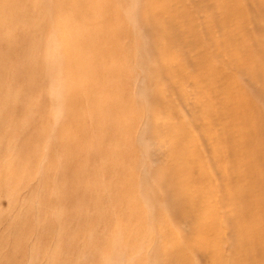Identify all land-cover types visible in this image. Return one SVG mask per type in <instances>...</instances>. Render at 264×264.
Listing matches in <instances>:
<instances>
[{"label": "bare ground", "instance_id": "1", "mask_svg": "<svg viewBox=\"0 0 264 264\" xmlns=\"http://www.w3.org/2000/svg\"><path fill=\"white\" fill-rule=\"evenodd\" d=\"M19 1L0 0V27L7 23L8 16L13 14L9 10ZM22 1L34 7L40 2L42 7L39 8L42 10L47 7L48 2L50 3V0ZM203 1H210L213 9L206 5L195 6L194 14H188L180 0L173 2L150 0L146 4L150 8V14L153 13L152 21L158 28L153 35H156V39L160 36L158 45L160 73L167 75V78L177 77L180 80V86L174 91V99L178 101V105L169 107L166 116L159 119H163L165 124H170L172 121L169 114L187 103L195 114L194 123L191 122L193 137L188 135L186 128L180 130V136L168 134L163 129L164 126H160L162 128L160 129L155 117H152L157 129H151V124L142 127L141 135H146L149 141L141 139L140 150L136 147L137 137L133 133V124L139 118H143V114L135 105H131L134 100H125L129 92L125 91L119 80H115L112 75L107 77L88 74V70L93 68L96 73L99 71L102 73L104 70L110 74L120 72L124 77L123 70L129 65L127 46L118 39L124 27L117 22L119 12L114 6L116 0L52 1L54 6L51 8L58 15L55 26L58 31L59 56L55 65L57 68L61 66L63 70V79L57 84L62 80L58 86L60 95L64 94L62 102L65 103L67 112L66 121L57 129L61 142H67L71 146L65 155V167L62 170H65L64 175L66 170L77 174L76 176L80 177L82 182L86 180L85 183L91 185L93 190L87 197L91 201L87 203L88 211L83 214L78 228L68 234L66 237L68 239L65 238L67 243L54 240L51 231L43 240L42 244L45 245L48 239H53L47 248V264L63 262L60 257L73 248L76 244L72 243L77 240L81 241L77 244L83 249L81 252L94 253L92 264L106 262L108 260L106 257L110 253L113 258L109 264L112 261L119 262V256L125 254L131 259L132 254L137 257L140 255L138 264L151 262L165 264L170 259L175 260L176 264H181L185 256L179 253L188 247L201 251L215 264H224L222 253L219 250L212 251L208 242L209 231L222 227L217 221L222 220L225 224L223 217L225 220L227 217H233L238 226L233 235L234 244L239 250L229 264H264V250L259 252L257 259L253 260L250 257L256 250L252 244L260 238L264 239V4H259L255 20L248 22L250 30L253 28L260 30L256 34L258 38L254 40L257 57L251 59V63L254 65L255 60H259L261 64L252 69L250 64L244 66L239 62V55L233 52V48L227 51L228 56L220 54V41L200 32L199 28L223 11H238L237 0ZM122 3L124 8L130 9V0H122ZM82 6L86 7V11L82 12L79 9ZM205 9L208 11V20L207 22L203 20L198 25L195 12L204 13ZM239 12L250 18L245 9ZM32 26H34L32 35L44 34L40 22L35 21ZM224 26L228 29L227 24ZM36 46L34 44L32 47ZM200 46H206V53L200 52ZM227 59L232 61L230 69L239 76L244 75L245 86L231 74L215 75V63L217 61L223 63ZM102 65L103 68H100ZM41 73L46 78L47 73L44 71ZM208 73L212 74L210 80L206 78ZM221 76H224L227 82L223 90L218 86ZM173 84L176 86L175 81ZM239 90L249 95L248 104L242 103L238 96ZM231 91L233 96L230 94ZM186 94L189 99L185 98ZM252 95L259 97L263 106L261 110ZM48 112L50 111L45 107L44 116H47ZM195 131L198 133L197 136ZM160 137L170 140L166 147L157 145L156 139ZM245 137H248L249 141ZM89 142V146L84 149V145ZM32 145L33 143L27 152L36 157L37 152L30 151ZM76 145H80L81 148ZM95 154L99 155L101 162L97 166L89 163ZM124 156L128 157V160H125ZM206 156L208 160L203 161ZM138 158L143 161L146 171L157 176L156 189H164V196L160 197L153 191L154 188L149 187L146 172L142 175L145 177L138 178L137 181L132 179L131 176L140 163ZM33 162L34 159L30 160L29 168L33 166ZM74 162L78 164L75 168ZM157 163L169 167L175 177L168 178L163 169L155 167ZM105 166L111 170V174L114 173L115 177H118L115 183H109L102 177L101 171ZM212 166H215L218 172L209 178L206 169ZM234 172L240 177L232 180ZM195 173L198 176H194ZM197 179L204 183L202 188L196 187L184 194H177L178 191H183L186 184ZM211 181L219 193L216 196L218 206L219 203L222 205L230 201L233 211L225 214L222 219L215 217L216 221L210 220L209 224L203 222L208 211L199 200L204 201L205 186H210L211 184L207 183ZM174 182L177 190L179 187L178 191H173L170 187ZM214 189L212 190L215 193ZM146 193L149 194L146 196ZM44 194L45 189L42 196ZM142 195L144 197L141 199ZM146 205L156 208L162 222L152 221L153 224L145 225ZM26 216L24 218L27 220ZM248 217L249 220L246 221ZM171 218L178 219L177 227L181 229L186 227L196 238L179 240L178 230L171 222L169 223ZM56 222L55 219H51L50 224L54 225ZM218 229H215V233ZM16 232L18 234L16 238L19 239V232ZM107 233L113 236L111 242L106 240ZM155 234L159 236L162 246H156L153 254L145 257L142 254L144 244L151 237L155 238ZM172 235L176 236L175 240ZM97 244L100 246H96ZM100 250L104 251V254ZM39 251H44V248ZM161 254H165L164 258H160Z\"/></svg>", "mask_w": 264, "mask_h": 264}, {"label": "rangeland", "instance_id": "2", "mask_svg": "<svg viewBox=\"0 0 264 264\" xmlns=\"http://www.w3.org/2000/svg\"><path fill=\"white\" fill-rule=\"evenodd\" d=\"M52 1L50 0L47 7L42 10L39 8L42 7L40 2H38L37 7H34L28 5L26 1L20 0L14 8L9 10L13 14L8 16L7 23L0 27V264H47V248L53 241L51 238L47 240L45 245L42 244L47 234L51 231L55 237L54 240L66 244L65 238L72 230L78 228L83 214L86 210L88 211L87 203L91 202L87 197L91 194L93 187L86 184V180L82 182L80 177L76 176L77 174L66 170L64 175L65 170H62L65 167V155L71 146L67 142H61L60 132L57 129L60 124L62 125L66 121L67 112L65 103L62 102L64 94L61 93L60 95L58 86L62 80L57 84L60 79H63V70L61 66L57 68L55 65L59 56L58 31L55 26L58 15L51 8L54 6ZM171 1L173 2V0ZM180 1L185 5V11L188 14H194L195 6L203 7L206 5L209 9H213L210 1ZM130 2V9L123 7L122 0H116L114 3L119 12L117 22L124 27L118 39L127 46L129 55V65L127 68L125 67L122 73L124 77L120 72L110 74L104 70L102 73L100 71L96 73L93 68L88 70V74L92 76L106 75L107 77L112 75L115 80L118 79L123 85V89L129 92L128 98L125 100H134L131 105H135L143 114V118H139L133 124V133L137 137L136 147L140 150L142 147L141 139L144 141L149 139L146 138V135H141V129L145 124H151V129H157V124L160 129H162L160 126H164L163 129L166 133L175 136H180V130L186 128L190 136L193 131L191 122H193L195 112L190 110L187 103L179 109L175 108V111L169 114L172 121L170 124H165L163 119H159L161 116H166L169 107L178 105V101L174 99V91L176 87L180 86V80L177 77L167 78V75L160 73L158 63L160 60L158 56L160 36L156 39V35H153L158 31V28L152 21L151 14L153 15V13L150 14V8L146 5L150 0H130ZM237 2L238 11H223L216 18H211L208 24L205 23L199 28L200 32L220 41V54L228 56L227 51L233 48V52L239 55V62L244 66L250 64L253 69L254 66L261 64L259 60H255L254 65L251 63V59L257 57L254 50V40L258 38L256 34L260 30L258 28L250 30L248 22L255 20L258 6L259 4L263 5L264 0H237ZM144 6L147 7L143 8ZM79 9L82 12L86 11L84 6ZM242 9H245L252 19L241 14L239 11ZM205 12V14L195 12L194 16L198 25L203 20L207 22V9ZM4 16L6 20V12ZM35 21L40 22L44 34L32 35L34 27L32 24ZM224 24L228 25V29ZM34 44L37 45L36 48L32 47ZM199 50L206 53L207 48L200 46ZM231 63V59H227L223 63L217 61L214 66L215 75L231 74L242 86H245L244 75L239 76L230 69ZM100 68H103V65ZM41 71L47 73L46 78L42 76ZM211 77V73L206 76L208 80ZM174 81L176 86L175 84L172 85ZM254 81H252L253 85ZM226 85V78L221 76L218 83L219 89L223 90ZM216 91L219 90L216 89ZM230 94L233 96V91ZM184 96L189 99L188 94ZM238 96L244 105L249 103L250 99L247 93L239 90ZM252 98L261 110L263 106L259 97L252 95ZM45 107L50 111L47 116L43 114ZM150 115L152 116L150 117ZM152 117H155L157 124ZM197 135L198 133L195 134V136ZM94 138L95 134L93 133L92 139ZM245 139L249 141L248 137ZM169 141L161 137L156 139L157 145L160 147H166ZM31 143L33 145L30 151L37 152L36 157L27 152ZM89 144L90 142L86 143L83 148L85 149ZM76 146L81 148L80 145ZM21 149L24 150V153ZM124 158L128 160V157L124 156ZM207 158L208 156L203 161H207ZM32 159H34L33 166L29 168L28 163ZM138 161L140 163L132 174V179L137 181L138 178L141 179L146 176L149 187L154 188L153 191L157 192L160 197L164 196V189H156L157 176L145 170L141 158H138ZM89 163L95 166L100 164L99 155L92 156ZM77 165V162H74V168ZM155 167L163 169L168 178L175 177L170 168L163 163H157ZM145 172V176H142ZM217 172L215 166L206 169V175L209 178L214 177ZM101 175L105 181L112 184L118 180V177H115L114 173L111 174V170L107 166L103 168ZM194 176H198V174L195 173ZM239 177V174L234 172L231 179L235 180ZM209 183L210 186H205V199L204 201L199 200V203L208 211L203 222L210 224L212 220L216 221L215 217L222 219L225 214L231 213L233 206L229 203L230 201L224 202L222 205L219 203L218 206L219 201L216 196L219 193L214 189L213 181L207 184ZM43 185L45 186L43 187ZM203 185L204 183L197 179L195 182L186 184L183 191L180 192L178 191L179 187L177 190L175 182L170 187L173 191H178L177 194H184V192L196 187L200 189ZM44 189L45 194L42 196ZM212 189L215 190V193ZM147 194L149 193H146V196ZM143 197L144 195L141 199ZM144 212L145 225L153 224L152 221L155 223L162 222L160 221L161 217L157 215L156 208L152 205H146ZM25 215H27V220L24 218ZM22 217L23 221H21ZM103 218L104 221L105 216ZM51 219H55L56 224H50ZM223 220L225 224L222 220L217 221V224L222 227L215 228L218 229L216 233L215 229L209 231L208 242L212 251L219 250L222 253L224 264H229L234 260V255L239 250V247L237 248L234 244L233 235V231H236L238 226H236L237 222L233 217H227L226 220L223 217ZM248 220L249 217L246 221ZM177 221L178 219L171 218L169 223L171 222L178 230L179 240L196 238L195 234L187 231L186 227L182 229L177 227ZM25 226L27 227L26 230ZM192 227L195 228V225ZM240 228L242 227L240 226ZM16 231L19 232V239L16 238L18 235ZM107 234L106 240L111 242L113 236L110 233ZM172 238L175 240L176 236L172 235ZM79 243H81L80 240L73 242L72 245H76L68 252H64L63 256L60 257L63 262H58V264H92L94 253L81 252L83 249H80L81 246L78 247L77 244ZM198 243L201 242L198 241ZM252 245L256 250L250 254V257L255 260L258 258L259 252L264 250V239L260 238ZM42 246L44 251H39L43 249ZM96 246L99 247L100 244ZM156 246H162L157 234H155V238L151 237L145 242L142 254L145 257H150ZM36 249L38 250L35 251ZM101 252L104 254V251ZM179 254L185 256V260L181 264H215L201 251L191 247L180 251ZM132 255V259L127 254L120 255L119 262L112 261L111 264H138L141 256ZM164 255L161 254L160 258H164ZM114 256L117 257V255ZM106 258L108 259L106 262L100 261L96 264H109L113 255L110 253ZM138 258L139 260H137ZM165 264H176V261L170 259Z\"/></svg>", "mask_w": 264, "mask_h": 264}]
</instances>
